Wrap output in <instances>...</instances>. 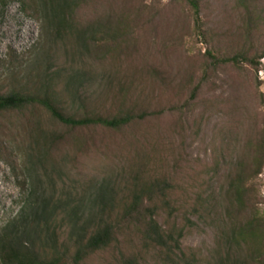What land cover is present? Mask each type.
<instances>
[{
	"label": "trees",
	"instance_id": "obj_1",
	"mask_svg": "<svg viewBox=\"0 0 264 264\" xmlns=\"http://www.w3.org/2000/svg\"><path fill=\"white\" fill-rule=\"evenodd\" d=\"M13 1L0 0V5L6 8ZM19 2L26 15L43 21L52 44L42 58L45 68L40 64V70L25 85L8 93L0 91V115L14 111L32 114L19 138L24 140L23 163L12 159L14 149L0 139L3 158L13 169L23 164L30 178L21 210L0 231V264H264V129L256 119L260 114L257 106L242 103L241 108L251 114L240 121L236 116L244 94L243 72L245 78L253 75L259 79L263 68L264 44L250 37L264 29L258 22L264 18V8L260 9L256 0H236L248 20L242 18V27L232 33L231 23L221 30L216 29L218 23L216 28L210 26L203 14V0H175L189 8L192 22L187 23L194 40L209 44L214 35L226 37L232 44L223 53L209 48L200 52L204 58L192 60L189 75H184L173 91L176 95L170 109L180 113L186 100L195 101L204 92L215 95L219 78L233 85L232 94L213 102L204 112L214 110L223 116L210 130L209 124L202 126L196 119L180 120L177 116L168 145L162 136L146 133L141 141L137 135L131 136L130 143L118 149L101 139L100 130L91 132L90 140H98L99 148L92 159L105 155L96 165L102 177L94 183L92 168L87 165L78 167L76 177L65 172L68 163L77 170L78 160L87 158L90 146H96V142H84L82 131L76 136L73 131L98 126L124 131L138 122H148L164 109L150 110L146 105L137 109L135 100L128 103L131 90L125 81L118 92L111 88L116 95L107 114L90 109L82 115L79 111L88 100L83 96L89 80L84 66L90 61L91 67L94 59L114 64V51L121 47L139 51L138 39L128 43L119 36L124 29L119 26L128 23L125 11L113 28L110 18L105 24L101 19L95 24L92 15L83 16V12L96 11L99 4L108 5L106 0ZM130 6L132 14L135 7L141 11L147 7L144 1ZM101 51L102 55L95 57ZM132 67L137 68L135 74L144 75L136 79L146 82V90L155 83L157 70L145 65ZM220 73H226L227 78ZM135 88L134 81L131 89ZM261 95L264 103V93ZM73 103L79 110L69 109ZM46 115L51 120H45ZM15 132L13 137L19 133ZM155 141H161L160 148ZM65 143H69L65 153L73 156L69 161L63 159L65 153L59 154ZM195 143L202 153L194 154L191 147ZM165 147L170 148L169 156L159 150ZM192 237H200V242L188 243Z\"/></svg>",
	"mask_w": 264,
	"mask_h": 264
},
{
	"label": "rangeland",
	"instance_id": "obj_2",
	"mask_svg": "<svg viewBox=\"0 0 264 264\" xmlns=\"http://www.w3.org/2000/svg\"><path fill=\"white\" fill-rule=\"evenodd\" d=\"M138 1H144L147 7L142 11L135 7L136 10L134 9L133 14L130 13L129 8L132 6L129 7V5L136 4ZM203 1V14L208 18L210 26L216 28L215 24L218 23L217 30L227 29L231 23V25H234L232 33H235L242 27V18L248 20V18H245L247 16L246 11L240 6L237 7L236 0ZM106 3L108 5L102 6L98 2L97 4L100 7L96 11H90V14L83 12V16L88 18L87 16L92 15L95 18L92 22L95 24L99 22V19H101L102 24H105L107 19L110 18L112 21L109 22L113 23V28L116 26V21L121 20L123 16L127 15L128 23L119 26L120 28L123 26L124 29L122 30V34H118L122 40L128 43H133L134 38H137L139 51H125L120 45H115V48H121L118 51H114L113 56L116 58L114 64H104L94 59L90 67L89 61L83 69L85 74L89 76V80L85 84L86 88H83V96L88 100L81 106L80 110L77 103L71 104L69 109H78L82 115L90 109L107 114L112 109L113 101H115L116 93L114 90L118 92L123 84L122 82L125 81L127 89L131 90V95L127 100L128 103L135 100L137 109L145 108L144 105L150 108V110H156L157 108L164 109L160 113L156 112V116L149 117L148 122H138L124 131H109L100 126L95 127L94 130L77 128L73 131V135L78 131H82L86 134H84V142H88V144L96 142V146L93 149L90 146V154L87 158L78 160L79 162L76 165L77 170L73 168L72 164L68 163L69 167L65 172L72 173L73 177H76L78 175V167L87 165L92 168L89 169L94 183L102 177V172L96 165L98 161L105 160V155L100 156L95 161L92 159L99 154V148L98 140H90L91 132L94 133V131L100 130L101 139L118 149L126 147L127 142L130 143L131 136L137 135L141 141L146 133H150L152 137L162 136L161 140H164L166 145H168L167 142L174 133L173 121L177 116L182 117L180 120L196 119V121L202 123V126L209 124L210 130L221 120L223 113H218L214 110L207 113L204 111L212 107L213 102L221 101L222 97H229L233 91V85L230 82L217 78L216 81L219 87L215 95L214 92L211 94L204 92L195 101L187 102L186 100L185 104L183 103L184 106L180 108V113L174 111V107L170 109L173 96L176 95L173 91L183 81L184 75H189L192 60L198 57L204 58L200 55V52L204 53L209 48L223 53L229 47V43H232L226 37L220 38L218 36L214 37V35L209 44L194 40L189 32V23H187V21H191L189 8H183L175 0H106ZM112 3L115 4L113 5ZM256 5H259L260 9H263L264 0H256ZM122 8L123 12H121ZM134 14H138V16L132 20ZM262 15L264 17V11ZM258 22L261 23L260 27L264 26V18ZM224 25L226 26L223 28ZM250 39L256 43L264 44V29L253 32ZM164 41H167V43L165 44ZM233 43L237 42L233 41ZM51 44L50 31L46 28L43 21L26 15L22 11L19 0L11 2L6 8L0 5V91L8 93L20 85H25L40 70V64L45 68L46 61L42 58ZM101 55L102 51L95 57H100ZM261 63L263 68L260 70L259 79L253 75L245 78L247 74L243 72L241 82L245 84L243 86L244 94L240 95V105L236 106V108L239 107L240 112L236 116H238L237 120L240 121L251 114V112H248V109L241 108L242 103L248 107L257 106L260 114H256V119L261 122V128L264 129V103H262L261 99V94L264 93V58L261 60ZM132 64L137 65L139 68L145 65L149 70L158 71L155 83L149 86L147 90L146 82L142 83V81L136 79V77L144 75L135 74L137 68L132 67ZM227 72L231 74V68H227ZM220 75L223 78H227L226 73H220ZM134 81L136 82V88L131 89ZM128 82L129 85L127 84ZM112 87H114V90L111 89ZM189 90L190 88L187 89V93ZM123 98L122 100H124ZM143 98L150 99L143 101ZM177 100L179 99L177 98ZM68 101L69 103L72 102L71 99ZM224 101L229 102L228 100ZM120 107L123 108L122 102ZM28 112H32V110ZM208 115L209 119L207 118ZM31 116V113L26 116L23 113H19V111L6 112L0 115V139L4 140V145H8L12 150L14 149L12 159L18 161L22 159V163L24 161V153L23 150L21 151V148L24 140H20L19 138L20 133L24 132V124ZM45 120H51V118L46 115ZM229 120L232 121V119ZM229 125L227 124V126ZM14 127H16V130ZM6 129L10 130L9 134H7ZM245 130L243 127V131ZM15 131L19 133L14 138L13 133L15 134ZM21 137H24V135L22 134ZM176 139H178V136H176ZM155 142L158 148H160L159 144L161 141ZM68 145L69 143H65V146L61 148L62 152L59 154L67 152ZM148 147L146 151H148ZM191 149L194 150L195 155L202 150L198 143L192 145ZM159 150L160 152L162 150L168 156L171 152L170 148L167 147ZM70 158H73V156L69 155V153H65L63 156V159L67 161ZM23 167L24 165L22 164V166L13 169V166L3 158L0 152V231L9 220L19 213L30 190V178L23 171ZM106 169L107 166H105L103 172H106ZM82 172L84 176L88 174V171L85 169ZM90 174L88 178H90ZM92 181L90 182L91 185L94 184ZM200 239V237H192L187 242L198 244Z\"/></svg>",
	"mask_w": 264,
	"mask_h": 264
}]
</instances>
